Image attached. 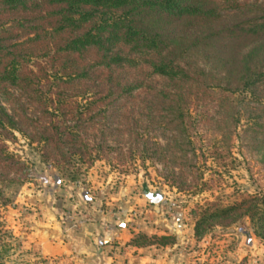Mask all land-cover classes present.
<instances>
[{
  "label": "trees",
  "instance_id": "obj_1",
  "mask_svg": "<svg viewBox=\"0 0 264 264\" xmlns=\"http://www.w3.org/2000/svg\"><path fill=\"white\" fill-rule=\"evenodd\" d=\"M213 43L230 51L227 59L190 62L191 49ZM197 103L213 108L206 120H222L227 136L244 119L242 132L264 142V0H0L2 202L4 188L27 175L7 146L15 133L60 169L111 156L122 165L141 151L182 168L171 178L182 177L195 159ZM243 218L264 246L259 195L209 204L194 236Z\"/></svg>",
  "mask_w": 264,
  "mask_h": 264
},
{
  "label": "rangeland",
  "instance_id": "obj_2",
  "mask_svg": "<svg viewBox=\"0 0 264 264\" xmlns=\"http://www.w3.org/2000/svg\"><path fill=\"white\" fill-rule=\"evenodd\" d=\"M187 42L189 44L190 40ZM229 54L228 49L223 52L213 43L206 47L197 45L188 52V58L196 66L208 68L227 59ZM190 110L195 159L189 172L175 179L171 174L179 176L182 168L160 163L141 151L125 155L122 165L110 159L111 156L90 164L74 159L70 168L60 169L41 159L35 143L15 133L14 140L7 146L27 166V175L21 185L4 188L7 201L0 200V264L42 263L29 236L32 221L40 216L39 204L44 198L65 200L64 204L69 201L70 207L64 210L71 217L111 210L116 216L128 213L137 214L135 218H138L139 212L153 206L160 210V217H173L176 222L184 223L183 230L192 234V242L183 246V250L194 251L189 264H223L224 258L226 262L231 259L229 253L238 245L251 247L250 242L264 250L248 218L228 227L214 226L203 236H194L195 223L209 204L223 208L245 195L264 196V142L242 132L246 125L244 119L237 126V133L230 137L222 120H206L213 108L197 103ZM144 192L160 193L162 200L152 204ZM160 236H170L173 243L175 241L173 235L139 233L130 243L138 247H157L161 245L153 238ZM260 254L254 256L264 262V252Z\"/></svg>",
  "mask_w": 264,
  "mask_h": 264
},
{
  "label": "crops",
  "instance_id": "obj_3",
  "mask_svg": "<svg viewBox=\"0 0 264 264\" xmlns=\"http://www.w3.org/2000/svg\"><path fill=\"white\" fill-rule=\"evenodd\" d=\"M42 201L40 216L32 221L29 236L41 264H189L194 257L192 249L183 250L193 237L183 230L184 223L173 217H160V210L153 206L139 212L138 218L137 214L128 213L116 216L111 210L71 217L64 210L70 207L69 201L67 204L65 200L52 198ZM139 233L173 235L175 241L157 247L134 246L130 242ZM250 246L238 245L229 253L231 259L226 262L224 258L223 264H264L260 257L254 256L261 255L263 248L252 242ZM196 259L199 261L198 255Z\"/></svg>",
  "mask_w": 264,
  "mask_h": 264
},
{
  "label": "water",
  "instance_id": "obj_4",
  "mask_svg": "<svg viewBox=\"0 0 264 264\" xmlns=\"http://www.w3.org/2000/svg\"><path fill=\"white\" fill-rule=\"evenodd\" d=\"M144 196L152 204H157V203H159L162 200V194H160V193L152 194L150 192H144Z\"/></svg>",
  "mask_w": 264,
  "mask_h": 264
}]
</instances>
